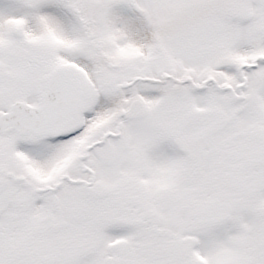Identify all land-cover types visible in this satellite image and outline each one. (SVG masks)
<instances>
[{
  "label": "snow or ice",
  "instance_id": "obj_1",
  "mask_svg": "<svg viewBox=\"0 0 264 264\" xmlns=\"http://www.w3.org/2000/svg\"><path fill=\"white\" fill-rule=\"evenodd\" d=\"M0 264H264V0H0Z\"/></svg>",
  "mask_w": 264,
  "mask_h": 264
}]
</instances>
